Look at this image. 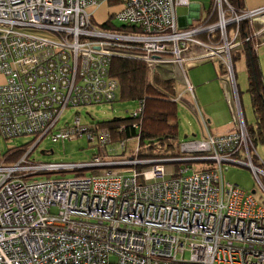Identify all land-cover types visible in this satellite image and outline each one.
I'll return each mask as SVG.
<instances>
[{
    "label": "built area",
    "instance_id": "2783aa9c",
    "mask_svg": "<svg viewBox=\"0 0 264 264\" xmlns=\"http://www.w3.org/2000/svg\"><path fill=\"white\" fill-rule=\"evenodd\" d=\"M213 2L204 21L191 26L190 17L176 13L190 0H0V75L6 78L0 84V135L31 137L28 152L44 139L83 135L98 148L79 165L31 164L28 152L16 164L7 162L10 156L1 161L0 264H264V210L224 183L222 166L244 164L264 175L252 163L255 149L232 63L243 42L263 35L260 30L242 39L239 27L257 21L264 8L238 14L226 0ZM105 4L117 6L111 16L128 30L110 21L104 24L115 30L93 27L94 12ZM191 15L199 19V8ZM213 16L216 22H210ZM119 57L150 69L179 68L192 97L187 66H223L236 125L213 135L199 112L206 138L180 145L181 154L214 162V169L169 170L134 152L118 155L108 148L107 130L82 125L78 116L58 127L69 108L115 101L119 84L110 66ZM131 141L113 146L124 152ZM138 166L146 168L133 169ZM66 173L77 175L30 181Z\"/></svg>",
    "mask_w": 264,
    "mask_h": 264
},
{
    "label": "rangeland",
    "instance_id": "374dc122",
    "mask_svg": "<svg viewBox=\"0 0 264 264\" xmlns=\"http://www.w3.org/2000/svg\"><path fill=\"white\" fill-rule=\"evenodd\" d=\"M213 0H190V6L197 5L200 6V18L193 19L191 26H196L204 21L206 15L208 14ZM247 2L251 5H259L258 3L264 2V0H242L243 12L253 11L255 8H249ZM190 6L179 7L176 9L178 17L188 16L190 14ZM117 6L115 4H105L94 12L92 18L93 27L95 29L103 30L102 24L110 21L113 25L118 28L124 26L123 23L118 22L112 18L111 14L116 11ZM264 8V7H262ZM259 8V9H262ZM257 10V9H256ZM242 12V13H243ZM264 14L260 15L258 21H252L254 27L257 30H264ZM214 16L210 22H213ZM249 24V21H246ZM235 27V26H233ZM253 27V28H254ZM252 29V27H249ZM263 37L264 35L260 36ZM206 36L201 37L204 40ZM262 39V40H263ZM206 41V40H205ZM262 55H264V47L261 49ZM264 59V58H263ZM233 68L235 74V82L237 88V94L241 106V112L246 127H254L256 120L252 110L251 97L248 92V81L247 72L245 67V61L243 57L234 59ZM172 69V73L169 72ZM227 69V68H226ZM225 69V70H226ZM154 71V70H153ZM178 71L172 67H167L158 71V74L163 78H168L169 76L173 80L176 78V73ZM153 73V72H152ZM151 73V75H152ZM262 73V72H261ZM172 75V76H171ZM178 75V73H177ZM154 75H152L153 77ZM263 76V74H262ZM187 77L191 82L194 94L190 95L187 87L183 96H177L175 101L177 102V112L176 117H174L170 122L169 126L175 127L172 131L175 135V140H173L174 147H176L175 152L179 157L172 158H158L157 160L163 161H180L179 163H166L161 164L165 168L176 170L181 168H189L190 171L200 172L201 170L214 169L216 163L210 161H186L184 160H198L201 158L197 155H183L180 153V145L190 141H202L205 139V134L201 130L202 121L199 116V112L205 121H209L208 128L211 134L218 132L224 133L233 125L234 117L236 118V109L232 111L230 108H234L233 100L234 93L231 90L228 82L225 80V71L223 66L216 61L195 63L187 66ZM6 78L0 75V84L5 82ZM167 82V81H166ZM170 82V81H169ZM172 82V81H171ZM172 84V83H171ZM185 84V82H184ZM183 84L176 85V93L183 92ZM181 92V93H182ZM117 99L112 103H103L100 105H94L84 108H71L65 111L63 114L58 127L62 126L65 122L72 123L74 118L78 116L83 125L89 124H99L103 122H108L115 118H129L138 107L137 103L124 101L119 99V92L116 93ZM230 96V97H229ZM182 97V98H181ZM201 125V126H200ZM167 132V131H166ZM165 132V133H166ZM164 133V135H165ZM167 136H171L166 134ZM31 137H18L14 139H5L0 135V163L6 157L5 155L15 151L16 149L23 147L25 152L19 156L20 158L28 152L32 143ZM172 141V140H171ZM134 143L131 142L128 147L129 154H133ZM137 150V149H136ZM256 157L264 162V144L257 143L255 146ZM98 153V148L94 142H89L85 135L77 137L72 140H64V142L52 143L48 139H44L40 142L38 146L34 148L28 158V162L31 164H67V165H79L88 163L93 155ZM141 152L134 151V154L139 155ZM11 154V153H10ZM140 159V156H137ZM255 157V156H254ZM11 160V162L16 164L19 159ZM253 159V158H252ZM151 161V160H148ZM154 161V160H153ZM156 162V161H155ZM243 163L245 161H242ZM254 166L259 169L261 165L254 161ZM223 181L224 183H229L237 186L245 195H251L256 202V204L264 210V175L262 173L255 174L254 171L244 165H236L232 163H224L223 165ZM150 167V166H147ZM146 168V166L133 167L136 171H140ZM109 169H118L116 166ZM260 170V169H259ZM103 172L104 170H98ZM84 175H91L90 170L83 171ZM76 173H66V174H51L31 178L33 180H45L47 178H60L62 176L70 177L76 176ZM189 258V252L185 253V259Z\"/></svg>",
    "mask_w": 264,
    "mask_h": 264
},
{
    "label": "trees",
    "instance_id": "16d2710c",
    "mask_svg": "<svg viewBox=\"0 0 264 264\" xmlns=\"http://www.w3.org/2000/svg\"><path fill=\"white\" fill-rule=\"evenodd\" d=\"M226 1L236 13L243 12L242 0ZM213 21L216 22V19L214 18ZM103 27L110 30H128L127 26L113 29L111 26L104 24ZM249 27L250 25L246 21L241 23L239 29L242 39L252 36L253 33ZM254 40L243 42L240 49L232 54V63L234 59L239 57H243L245 61L249 85L248 92L250 93L252 110L256 120L254 127L247 128V135L252 147L255 149L257 143L264 144V81L259 67V60L255 48L256 42ZM110 73L119 83V89L117 90L119 92V99L137 103L138 107L135 112L139 109L141 111L138 114H134V112L129 118H115L108 122L95 124L109 132L111 144L108 148L120 155L122 151L114 148L113 143H119L127 139L133 141L137 139L141 152L138 156H140L139 158L141 160L153 161L163 157L167 159L179 157L176 153H172L176 149L173 144L175 135L172 132L175 127L168 125L176 117L177 112L178 101H175L178 96V93H176L177 84L174 85L177 79L169 80L170 82H163L157 76L151 77L152 71L146 63L133 58L119 57L113 59L110 66ZM166 134L171 136H167ZM32 142L33 139L30 143ZM60 142L63 143L64 141ZM25 150V148L20 147L10 152L11 154H6L5 157L10 156L8 161L16 160L20 158L19 156ZM242 158L244 157L241 156L240 159ZM254 161H257L261 165L258 168L264 172V162H261L257 157L252 159V163Z\"/></svg>",
    "mask_w": 264,
    "mask_h": 264
},
{
    "label": "crops",
    "instance_id": "0c3cea01",
    "mask_svg": "<svg viewBox=\"0 0 264 264\" xmlns=\"http://www.w3.org/2000/svg\"><path fill=\"white\" fill-rule=\"evenodd\" d=\"M213 1H212V5H211V8H210V10H209V12H208V14L210 13V11H211V9H212V7H213ZM259 5H251L250 3H248L247 2V6L249 7V8H255L254 10H258L259 8H262V7H264V2H260V3H258ZM199 8V11H200V6H197V5H193V6H190V18L193 20V19H198V18H195V17H193V15H191V13L192 12H194L195 10H196V8ZM243 11H245V10H243ZM200 13H201V11H200ZM185 17H187V16H185ZM182 18V17H181ZM258 22H259V20H257ZM249 25L252 27V33H255L256 31L258 32V31H260V30H257L255 27H254V25H253V23H250L249 22ZM182 26H184V24H182ZM254 27V28H253ZM263 35H264V33H263ZM262 35V36H263ZM263 39V37H257V38H255V48H256V54H257V56H258V60H259V67H260V70H261V72H262V74H263V81H264V55H262V53L263 52H261V49L264 47V39ZM207 62H209V61H207ZM167 67H172V66H164V67H161V68H157V69H151V71L153 72L152 73V75H154L155 77L157 76V77H159V79L160 80H162L163 82H168L169 81V79H171V77L169 76L168 78H163L162 76H160L159 74H158V71L159 70H161V69H164V68H167ZM173 68L175 69V70H177L178 72V75H177V73H176V78L175 79H177L176 81H175V83H174V85L175 84H183L184 86H183V92L181 93H178L177 95H178V97L179 96H183V94H184V92H185V84H184V78H183V75L181 74V72H180V70H179V68H177V67H174L173 66ZM154 70V71H153ZM169 72H171L172 73V69H171V71H169ZM152 75H151V77H152ZM172 76V75H171ZM188 78V77H187ZM190 82V81H189ZM191 83V82H190ZM119 84V83H118ZM192 85V84H191ZM182 98V97H181ZM230 110L232 111V109L230 108ZM208 123H210L209 121L207 122L206 121V124H207V126H208ZM236 125V118L234 117V120H233V125L230 127V128H228V130L227 131H229V130H231L232 128H234V126ZM201 126V125H200ZM248 128V127H247ZM209 129V128H208ZM201 130H202V132H204V134H205V138H206V136H207V132H206V130H205V128L203 127V125L201 126ZM226 131V132H227ZM225 133V132H224ZM214 134H216V135H218V134H222V133H218V132H215V133H213V135ZM204 140V139H203ZM131 142H133L135 145H134V147H133V152H134V150L135 149H137L139 152H140V146H139V141L136 139V141H131ZM131 142H127V145H126V147H125V151L124 152H121V155L122 156H126L127 154H129V152H131V151H128V153H127V150H129V147H128V145L131 143ZM179 151H180V148H179ZM125 153V155H123ZM138 156V155H137ZM255 157H256V155H255ZM254 156L252 157V158H255Z\"/></svg>",
    "mask_w": 264,
    "mask_h": 264
},
{
    "label": "water",
    "instance_id": "95a60500",
    "mask_svg": "<svg viewBox=\"0 0 264 264\" xmlns=\"http://www.w3.org/2000/svg\"><path fill=\"white\" fill-rule=\"evenodd\" d=\"M37 146V143H36V145H34L33 146V148L28 152V154L27 155H29L33 150H34V148ZM185 162L186 161H203V160H184ZM177 161H163V162H160L159 161V163H161V164H166V163H176ZM236 165H244V164H237L236 163ZM244 166H246V165H244Z\"/></svg>",
    "mask_w": 264,
    "mask_h": 264
},
{
    "label": "bare ground",
    "instance_id": "6f19581e",
    "mask_svg": "<svg viewBox=\"0 0 264 264\" xmlns=\"http://www.w3.org/2000/svg\"><path fill=\"white\" fill-rule=\"evenodd\" d=\"M189 15H190V14H189ZM189 15H188L187 17H190ZM263 19H264V17H263ZM258 20H262V19L260 18V19H258ZM181 25H182V24H181ZM234 52H235V51H234ZM234 52H233V53H234ZM233 53H232V54H233ZM180 153H181V152H180ZM261 162H262V161H261Z\"/></svg>",
    "mask_w": 264,
    "mask_h": 264
}]
</instances>
